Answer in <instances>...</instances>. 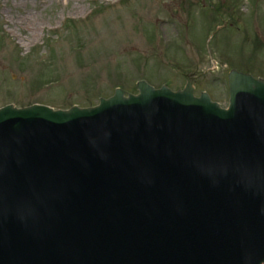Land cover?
Segmentation results:
<instances>
[{
    "label": "water",
    "instance_id": "water-1",
    "mask_svg": "<svg viewBox=\"0 0 264 264\" xmlns=\"http://www.w3.org/2000/svg\"><path fill=\"white\" fill-rule=\"evenodd\" d=\"M0 109V264H263L264 81Z\"/></svg>",
    "mask_w": 264,
    "mask_h": 264
},
{
    "label": "rangeland",
    "instance_id": "rangeland-1",
    "mask_svg": "<svg viewBox=\"0 0 264 264\" xmlns=\"http://www.w3.org/2000/svg\"><path fill=\"white\" fill-rule=\"evenodd\" d=\"M232 70L264 80V0H0V109L93 108L186 79L225 109Z\"/></svg>",
    "mask_w": 264,
    "mask_h": 264
}]
</instances>
